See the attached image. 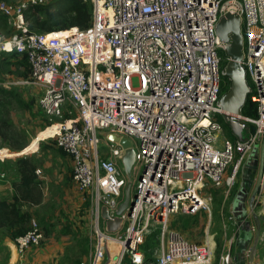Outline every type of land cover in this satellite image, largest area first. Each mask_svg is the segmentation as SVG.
<instances>
[{
	"label": "built area",
	"instance_id": "2783aa9c",
	"mask_svg": "<svg viewBox=\"0 0 264 264\" xmlns=\"http://www.w3.org/2000/svg\"><path fill=\"white\" fill-rule=\"evenodd\" d=\"M91 1L88 28L48 33L30 30L26 13L44 0H0V15L13 30L0 29V57L27 55L32 73L19 83L41 88L39 106L47 116L61 118L68 107L77 113L52 124L57 129L49 138L71 157L79 191L96 196L91 264H101L117 247L114 264H212L214 240L199 243L169 224L175 215L211 213L210 188L231 186L264 144V0ZM227 12L242 18V63L258 117L240 116L255 130L247 126L243 141L225 139L219 146L226 75L220 50L227 43L216 25ZM110 134L128 137L136 150L137 198L131 213L121 215L116 233L105 229L101 210L106 205L111 216L117 215L128 180L121 164L124 149ZM6 178L0 169V179ZM256 203L264 218V178ZM154 225L160 227V246L147 257L140 245ZM242 230V224L236 226L235 234ZM126 232L132 235L129 244ZM43 237L33 218L31 228L14 241L18 256L24 258ZM255 248L248 249L249 264H264V251L258 261ZM218 264H232L231 249L222 252Z\"/></svg>",
	"mask_w": 264,
	"mask_h": 264
},
{
	"label": "rangeland",
	"instance_id": "374dc122",
	"mask_svg": "<svg viewBox=\"0 0 264 264\" xmlns=\"http://www.w3.org/2000/svg\"><path fill=\"white\" fill-rule=\"evenodd\" d=\"M8 1L20 3L25 0ZM5 29L6 33L11 31L7 27ZM8 58H0V89H11L21 100L17 102L13 96L0 94V100L4 101L0 105V120L10 123V127H3L7 137L0 136V151L15 154L7 156V159L17 161L19 157L28 156L36 162L41 201L27 207L32 212V218L41 226L44 238L38 246L31 247L24 258H20L14 241L8 245L0 237V264H91L97 242L96 196L91 192L79 191L73 179L71 157L60 151L54 138H49L55 134L56 127L52 124L64 119L66 114L77 118V113L68 107L63 118L47 116L39 106L41 88L19 83L23 69L14 64L15 60ZM225 139L231 138L228 128L224 126L219 146ZM23 142H29V146L22 151L11 148ZM250 159L240 167L231 186L210 188L214 196L211 213L201 211L193 215H175L170 219L176 223H170V227L191 240L199 243L215 241L212 264H218L220 255L228 249H231L232 264H249L248 249L251 246L257 249L256 259L262 260L264 218L259 213V203L250 205L249 199L244 203H237L236 200L246 184L250 192L255 189L259 167ZM123 198L124 194L120 200ZM240 224L244 228L250 224L251 228L245 229V233L235 234V228ZM159 231L160 227L152 226L144 241L149 240L150 236L155 237ZM247 233L250 238H246ZM159 236L151 238L148 252H154L160 246ZM118 256L117 247L111 256L106 255L102 259L101 264H114Z\"/></svg>",
	"mask_w": 264,
	"mask_h": 264
},
{
	"label": "trees",
	"instance_id": "16d2710c",
	"mask_svg": "<svg viewBox=\"0 0 264 264\" xmlns=\"http://www.w3.org/2000/svg\"><path fill=\"white\" fill-rule=\"evenodd\" d=\"M29 21L30 30L36 32H48V33H60L70 30L85 29L92 24L93 19V3L91 0H51L33 4L29 6L26 11ZM11 29L7 34L12 33V28L9 26L6 18L0 15V29L6 33V29ZM220 54L223 58L222 67L225 68L229 61V57L225 49L220 50ZM16 59L14 64L17 67L23 69L21 78L26 79L31 76L32 68L28 60L27 55H13ZM231 86V80L227 75H223V83L221 89V96L226 93ZM1 95L13 96L17 102H20L19 95L11 89H0ZM4 101L0 100V105ZM244 116L256 118L258 117V107L251 101L250 94L248 95V101L242 109ZM65 115V114H64ZM223 115L219 116L222 123H225V127L228 128L230 138L232 140L238 139L234 134L230 125L226 122ZM64 117V116H63ZM62 117V118H63ZM73 118L66 114L62 120ZM247 126L254 131L256 126L253 123H246ZM3 127H10L8 121L0 120V136L7 137L4 134ZM29 145V142H23L19 145L12 146V149L21 151ZM60 149V148H59ZM60 151L67 155L62 149ZM17 168L20 174V179L15 182L16 193L11 199L0 197V237L5 242L15 241L16 238L26 233L31 228L32 212L27 207L28 204H37L41 201V192L39 190V180L37 175L38 166L28 156H22L17 159ZM188 215V214H184ZM172 225L175 222L170 221ZM245 229L242 231L245 233ZM160 235V231L158 235ZM155 236V237H156ZM149 240L140 245L147 257H152L153 251L148 252L147 249L150 246ZM44 238V237H43ZM246 238H250L249 233L246 234ZM43 240V239H42ZM38 246V245H37Z\"/></svg>",
	"mask_w": 264,
	"mask_h": 264
},
{
	"label": "water",
	"instance_id": "95a60500",
	"mask_svg": "<svg viewBox=\"0 0 264 264\" xmlns=\"http://www.w3.org/2000/svg\"><path fill=\"white\" fill-rule=\"evenodd\" d=\"M216 29L220 39L227 43L226 52L229 57V61L225 66V73L231 80L230 89L220 98V105L225 111L224 118L226 122L230 125L238 139L243 141L246 136L245 130L247 124L241 120L240 116L243 115L242 109L248 101L250 84L248 82L246 69L242 63L244 58L242 18L237 12H227L219 18ZM109 139L118 142L124 149V153L121 156V164L128 180L125 187V198L118 207L117 215L111 216L109 208L106 205H104L101 210L102 218L105 220V229L108 232L116 233L123 224V218L121 215L125 211L131 213L137 198V194L133 189V168L136 163V150L134 149L132 140L128 137H120L115 134H110ZM28 146L29 145L26 147ZM259 153L264 159V144H262L260 152H255V154ZM263 172L264 163H262V167L259 172L252 200L260 188ZM125 239L127 244H129L131 242L132 235L129 232H126Z\"/></svg>",
	"mask_w": 264,
	"mask_h": 264
},
{
	"label": "crops",
	"instance_id": "0c3cea01",
	"mask_svg": "<svg viewBox=\"0 0 264 264\" xmlns=\"http://www.w3.org/2000/svg\"><path fill=\"white\" fill-rule=\"evenodd\" d=\"M3 57H9L8 60H15L16 58L11 55L10 53H4L2 56ZM0 57V58H1ZM261 151V149H260ZM15 155L14 153H9L6 150L0 151V169L5 171L7 173V178L6 179H0V197L1 198H7L11 199L15 193V182H17L20 179V174L18 172L17 168V161L16 159H7V156H12ZM60 166H62V163H60ZM38 173V169H37ZM63 179V177H62ZM248 229V228H246ZM249 230V229H248ZM11 245L12 242H8L7 244ZM11 247V246H9Z\"/></svg>",
	"mask_w": 264,
	"mask_h": 264
},
{
	"label": "flooded vegetation",
	"instance_id": "af4514ba",
	"mask_svg": "<svg viewBox=\"0 0 264 264\" xmlns=\"http://www.w3.org/2000/svg\"><path fill=\"white\" fill-rule=\"evenodd\" d=\"M250 160L254 164H256V165L258 164L259 172H260V169L262 167V163H264V159L261 157V154L260 153L259 154H254L253 156H251V159ZM249 163H250V161H249ZM249 165H251V164H249ZM263 178H264V172H263V176H262V179H261V185H262ZM257 181H258V178H257ZM261 185H260V188H261ZM260 188H259L256 196L252 200V195H253V191L254 190H252L250 192L249 186H248V184H246L245 186H243L241 188L239 194L236 197L237 203H244L247 199H249L250 205H253L255 202H257Z\"/></svg>",
	"mask_w": 264,
	"mask_h": 264
},
{
	"label": "clouds",
	"instance_id": "9594fccd",
	"mask_svg": "<svg viewBox=\"0 0 264 264\" xmlns=\"http://www.w3.org/2000/svg\"><path fill=\"white\" fill-rule=\"evenodd\" d=\"M7 50H9V51H10L11 49H10V48H8Z\"/></svg>",
	"mask_w": 264,
	"mask_h": 264
},
{
	"label": "bare ground",
	"instance_id": "6f19581e",
	"mask_svg": "<svg viewBox=\"0 0 264 264\" xmlns=\"http://www.w3.org/2000/svg\"><path fill=\"white\" fill-rule=\"evenodd\" d=\"M57 129V128H56ZM56 129H55V133H56Z\"/></svg>",
	"mask_w": 264,
	"mask_h": 264
}]
</instances>
